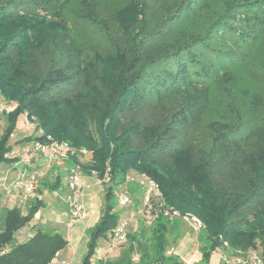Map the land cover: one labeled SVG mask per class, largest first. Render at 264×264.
Wrapping results in <instances>:
<instances>
[{
  "label": "trees",
  "instance_id": "1",
  "mask_svg": "<svg viewBox=\"0 0 264 264\" xmlns=\"http://www.w3.org/2000/svg\"><path fill=\"white\" fill-rule=\"evenodd\" d=\"M57 1L0 0V188L7 197L5 186L35 176L37 198L27 211L0 207V264L65 260L67 229L37 216L44 194L59 189L70 211L76 165L104 187L80 264H187L169 253L187 215L202 223L198 264H210L217 251L231 253L235 264H256L254 256L264 264V0H229L202 21V1L176 0L161 21L144 1H130L107 18L116 24L99 21L104 49L91 54H82L57 17ZM85 2L88 9L73 17L96 20L92 0ZM206 105L224 108L226 122L199 127L194 118ZM50 140L73 150L61 163L63 188L54 165L39 178L41 161L30 162L44 158L36 145ZM146 180L158 188L149 203ZM120 194L134 208L140 196L142 208L137 227L127 226V239L114 243L128 221ZM173 211L182 217L165 215ZM23 229L33 232L27 240Z\"/></svg>",
  "mask_w": 264,
  "mask_h": 264
},
{
  "label": "rangeland",
  "instance_id": "2",
  "mask_svg": "<svg viewBox=\"0 0 264 264\" xmlns=\"http://www.w3.org/2000/svg\"><path fill=\"white\" fill-rule=\"evenodd\" d=\"M130 1H136L137 3H140V1H144L146 4L144 5L147 7L148 10H150V17L157 21H161L162 18L167 15V9L169 7H172L175 4L176 0H92V6L96 8V20H92L87 16L86 18H81L82 20L73 17L76 16V13H80L88 9V5L85 0H58L56 9L54 11L57 12V17H59V14H62L63 17H60V19H63L66 24H68V29L69 26L71 27V29H69L70 32L74 31L75 37L77 38V41L80 45L79 48L82 54H91L98 51L101 52L104 49V43L98 36L99 33L96 27L98 28L100 26V22H104L111 25L116 24L114 23V21H110L107 18H115V15L117 13L119 14L120 12H122V10H125V8L130 4ZM194 1H198L200 3L202 1V4L204 5V8L201 10V13H199L201 15L199 17L200 21H202L201 18L205 19L214 17L215 15L218 16L222 13L223 7L229 2V0ZM57 17L54 18L52 16V18H50L52 19L51 22H56V20H58ZM224 116H227V114L224 112V108H221L219 106L216 108V106L213 107L206 105L204 107L203 112L197 114L194 120L197 121L199 127L203 128L208 124H213L214 122H217L222 125L226 122L227 118ZM245 117L246 119H248L247 114H245ZM24 123H26V127L32 130L33 125L31 123L27 121ZM16 135H18L17 131H15L14 138ZM41 164L42 165L38 166L39 169L37 170L39 178L44 177L49 171L50 166L53 165V163L46 162L45 159L41 161ZM80 176V202L84 207L85 211L90 215L83 219L73 220L69 214V211L67 210L68 195H64L63 190L59 189L56 191V193H47L49 195L46 198L47 201H44L45 208H43L41 210V213L38 214L37 220H43V223H50L51 225L56 224L63 226L65 229H67L68 238H70L69 234L71 229H73V231L79 232L81 234L79 249L83 251V255L86 250L85 242L87 241L85 230L95 225L98 222L97 220L101 216L102 195L104 192V187L102 181L99 180L95 174H89L86 171H83L82 168L80 170ZM61 183H64V179L61 180ZM63 187L64 186H62V188ZM123 193H125V189ZM7 196L10 199L11 195L7 194ZM14 197H16V199L19 198L22 203L26 202L23 205L26 206L24 208V211H27V208L31 206L34 201L37 200L36 193L35 195L32 194L31 196H29L27 199H24V197L19 193L14 194ZM135 198V208L132 206L122 208L124 216L128 219L129 229H135L137 227L141 215L139 214L140 212L138 210L142 208V206H140L138 203L140 196H136ZM39 217H41V219ZM182 228V236L178 241V244L174 248H172L170 252H174L180 255V257L184 259L187 264H197L199 258L198 231H195L190 224H183ZM27 232L28 230L25 229V233ZM119 250L120 246H118L116 252L112 254L110 258L115 257ZM215 254L216 255H212L210 264H235V261L233 260L234 257H232L231 253L227 255L225 251H217ZM225 257L229 259V262L225 261Z\"/></svg>",
  "mask_w": 264,
  "mask_h": 264
},
{
  "label": "built area",
  "instance_id": "3",
  "mask_svg": "<svg viewBox=\"0 0 264 264\" xmlns=\"http://www.w3.org/2000/svg\"><path fill=\"white\" fill-rule=\"evenodd\" d=\"M3 111H4V106L0 104V115L3 113ZM36 150L43 155L44 159L48 163L67 161L69 160L71 154L73 153L72 147L69 145V143L51 141V140L46 143H38L36 145ZM83 153L86 152L83 151ZM80 170H81L80 165L74 166L70 171V177L68 181V187L73 193L72 200L69 204L70 206L69 214L73 220L83 219L88 217L89 215L85 211L84 207L80 202V194H79L81 187ZM35 179H36L35 176H32L31 178H25L23 176H20L17 180L9 184L8 187L7 186L5 187L8 190V194L14 196V194L19 193L24 197V199H27L35 191L36 188ZM104 181L109 182V177L106 176ZM143 183L145 187L143 199L146 203H149L153 195L157 192L158 189L157 184L153 180H146ZM118 201L122 207H127L132 202L131 198L126 194H120L118 196ZM165 215H168L171 218L182 217V215L177 211H173L172 214L170 212H165ZM182 218L188 224H190L195 231H199V229L202 227L201 221L195 216L187 215ZM127 226H128V221H123L119 225V227L115 230L113 234L114 243L115 242L122 243L127 239V233H126ZM111 248L112 246H110V249ZM254 259L256 260V264H262L257 256H254ZM225 261L229 262V259L225 257ZM57 264H76V263L66 260ZM237 264H247V262L244 261L243 259H238Z\"/></svg>",
  "mask_w": 264,
  "mask_h": 264
},
{
  "label": "crops",
  "instance_id": "4",
  "mask_svg": "<svg viewBox=\"0 0 264 264\" xmlns=\"http://www.w3.org/2000/svg\"><path fill=\"white\" fill-rule=\"evenodd\" d=\"M33 156L34 155H31V154L25 155V157L23 158L24 159L23 160V164H24V162L26 161L27 158H31ZM40 161H43V159L39 160V158H37L36 159V162L34 160H31L30 162H31V164H34V163H38ZM53 165H54V167H53L54 168L53 169L54 170V173L57 174V175L62 176V178L64 177L63 178L64 179V183H62L63 184L62 186H65L66 183H67V178H66V176H67V168L61 166V163H54ZM5 169H8V168L6 167ZM4 193L5 192L0 188V207L3 206V205H5V206H7L9 208L10 206H13L15 204H22V205H24L26 203V202L25 203H22V201L19 198L16 199V197H14V196H12V199L9 200L8 196L6 197V195ZM48 195L49 194H46V195L44 194V199L46 201H47L46 198H47ZM24 207H26V206H24ZM39 218H41V217H39ZM27 230H28L27 233H25V229H23L19 233V237L22 240H27L33 234V232H31L30 229H27ZM87 230H85V234L87 233ZM80 235L81 234L79 232L73 231V229L70 230V234H69L70 238H68L69 245H68L67 249L62 252V255L65 257L64 258L65 259L64 261L69 260V261H72V262H74L76 264L81 263V260H82L84 254L82 255L83 251H81L79 249V244H80V240H81V236ZM85 248H86V242H85ZM85 252H86V250H85ZM213 255H216V254L214 253ZM198 261H199V259H198ZM198 261H197V264H198Z\"/></svg>",
  "mask_w": 264,
  "mask_h": 264
}]
</instances>
